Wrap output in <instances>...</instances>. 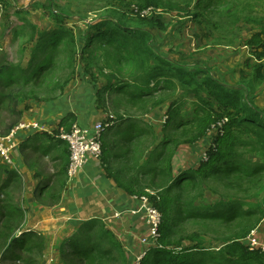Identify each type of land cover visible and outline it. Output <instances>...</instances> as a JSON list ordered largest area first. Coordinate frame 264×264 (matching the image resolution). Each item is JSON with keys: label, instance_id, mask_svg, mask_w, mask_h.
<instances>
[{"label": "trees", "instance_id": "1", "mask_svg": "<svg viewBox=\"0 0 264 264\" xmlns=\"http://www.w3.org/2000/svg\"><path fill=\"white\" fill-rule=\"evenodd\" d=\"M193 1L194 10L200 14H193L190 23L199 24H204L201 13L220 3V0ZM138 5L139 11L152 7L165 8L168 13L182 12L168 0H138ZM189 10L192 11V7ZM221 15L222 22L216 26L221 25L223 29L237 26L245 18H248L245 22L259 27L258 32L245 41L250 48V60L255 63L247 61L250 74H243L237 85L214 78L200 66L190 65L186 56L165 54L156 48L157 37L167 24V18L160 15L142 17L138 14L133 18L126 12L107 15L99 21L88 22L87 31L75 35V31L66 27L72 16L52 9L51 18L58 29L37 32L36 26H30L29 42L34 43V49L26 66L17 57L16 62L0 64V127L5 135L20 124L30 110V101H41L35 88L54 78V70L62 56L67 68L73 70V76L78 58L96 56L100 52L108 59L119 56L117 66L132 63L135 70L128 81L117 79L114 83L110 77L106 79L108 84L99 91L106 87L110 94L117 91L137 107L139 102L149 103L158 91H180L181 95L187 92L194 96L192 117H180V97L169 102L162 98L153 102L150 112L165 111L167 120L161 130L155 126L136 129L132 119L119 118L117 122L128 123L127 130L112 141L118 127L114 119L102 136L106 144L101 164L107 176L130 196H148L162 213L158 243L149 249L140 264H264V254L250 250L245 242L264 221V109L255 103L256 89L264 82V26L251 15L244 18L239 12ZM20 36H24L22 31L15 33L17 39ZM216 39L234 44L239 37L224 35ZM24 42L20 51L25 55ZM111 70L112 76L118 77L119 72ZM84 72L97 89L99 83L90 76L89 67L84 66ZM68 81L70 78L60 84L57 78L54 85L51 83L46 88L60 93ZM192 86L195 89H190ZM98 98L101 100V94ZM224 121L226 123L220 127ZM76 122L77 116L71 113L61 126L69 130ZM214 128L218 133L207 149L206 159L201 158L197 165L187 168L178 166L180 149L199 144ZM244 133L251 138L243 139ZM63 145L64 152H60L63 167L56 177L64 180L68 178L70 152L68 144L60 140V146ZM240 149L245 151L240 152ZM247 155H257L261 160L251 161ZM4 164L0 163V219L3 220L0 246L7 245L5 254L11 253L12 260L44 264L36 257H29L36 247L43 251L45 237L24 229L25 211L6 191L13 183L18 184L19 175L6 162ZM2 175L7 178L5 181ZM44 188L37 190L40 195ZM149 189L155 193L150 194ZM59 198L56 196L55 200ZM189 225L199 228L194 234H188ZM58 251L59 259L54 264H129L130 261L122 241L100 219L84 223L58 247Z\"/></svg>", "mask_w": 264, "mask_h": 264}, {"label": "rangeland", "instance_id": "2", "mask_svg": "<svg viewBox=\"0 0 264 264\" xmlns=\"http://www.w3.org/2000/svg\"><path fill=\"white\" fill-rule=\"evenodd\" d=\"M168 1L174 4L175 7L182 12L179 13L178 11H175L173 13H168L169 11L165 8L152 7L148 8L147 10L145 9L139 11L138 0H0V59H5L6 56L5 62H16L17 60L24 61V66H26L27 58L30 57L31 51L32 49H34V43L29 42L31 41V34H29L31 33L30 26H36L37 32L58 29V27L55 26V22L51 18L52 9L64 11L68 15L72 16L66 22V27L71 31H75V35L80 31L86 32V24L88 22L99 21L101 17L107 15L126 12L131 18L136 17L138 14H140L142 17H150L155 15L166 17V28L160 31L161 34L158 37L156 48H159V50L165 54L182 55L184 57L186 56L185 59L188 60L190 65L194 67L200 66L201 69L208 70V72H210V74H212L216 79H218V76L221 77V75L218 74V68L222 72V74H230V72L233 71L240 74V76L241 69H246L249 71L246 66L247 62L245 63V55L234 56V54H229L228 57H225V59L219 57L220 54L225 49H228V47L232 46V44L226 43L224 39L223 42H220L217 41L216 38H214L212 44L204 45L203 38L200 36H193L192 33L197 32L198 28L201 31L203 27L206 26L209 32H211V34L216 36L217 38H222L224 35H227V37L229 38L238 36L240 39L243 37V32L248 30H246V28L241 25V22L237 26L229 27V29H223L221 25L216 26V23L222 22L221 13L226 16L231 12H239L240 15H242V18L251 15L252 19H258L261 25L264 26V0H220L219 4H214L207 12L201 13L204 24L198 23L196 25L194 23L196 25V31L187 26V23L191 20V16H193V14H200V12H198L196 9L194 10V1ZM188 5H192V11L189 10V8L191 7L188 8ZM156 9L160 10L161 12L154 11ZM247 10H250V12L247 13ZM244 12L247 16L243 14ZM144 13H146L145 16H143ZM246 19L248 18H245V20L243 21H247ZM20 31L23 32L24 36H20L17 39L15 37V33ZM244 34L247 37L251 36V33L248 32H244ZM239 39L237 41H240ZM23 41H26L24 42V45L27 48V52L25 55L24 53H22V51H20V45ZM242 43H244V41ZM17 50H19V53H17ZM114 56L117 57V60H115V57L108 59V56H106L102 52H100L96 56H88L84 59L78 58L76 60V73L74 76L73 70H69L67 68V63L62 56L61 60L57 62V67L54 70V74L52 76L54 78H52L51 81L49 80L47 84L35 88V90L39 93L41 101H30V110L39 108L40 106L37 105H41L42 103H58L60 100L63 101L64 97L67 95H69V97L76 95L83 101H86L88 100L86 97L89 94V98L91 99L89 101L91 103L93 102L92 105L95 108V110L92 111V114H104V119H106L109 115H113L116 119V122L119 121V118L132 119L133 126L136 127V129H144L147 127L155 126L157 130H161L165 123V120H167L165 118V111L160 113H150L153 109V102L161 100L162 98H166L169 102L180 97V112L182 114L180 115V117L188 118L193 116L195 110V99L193 95H188L187 92L181 95L180 91H177L175 93L158 91L156 93V97L151 99L149 103L145 104L143 102H139L137 107L129 103V99L127 96H122L117 91H114L110 94V91L107 90V87L102 89V91H99V89L108 84L106 79L110 80L111 77L113 78L112 81L115 83L118 81L117 79H127L134 72L133 70H135L133 64L129 62L121 63L117 66L116 62H119L120 57L116 55ZM217 56L218 58H216ZM205 58L212 59V61L210 62ZM204 62H207V64L204 65ZM201 65L204 66L202 67ZM84 66L89 67L90 76H93L95 81L99 83L97 89L90 83L91 79L84 72ZM112 68L115 69V72H119L118 77L116 75L112 76ZM57 78L60 81V84H63L70 78V81H68L69 84L63 91H60V93L51 92L50 88H46L47 86H50L51 83L52 85H54ZM239 80L240 79H238V81ZM126 81H128V79ZM190 89H195V86H192ZM73 90H75V92H73ZM99 94H101V100H99L98 98ZM104 104L106 105L105 107L103 106ZM145 108H148V111H145ZM33 121L34 120H30L32 124H34ZM36 123L38 124V122ZM117 123V132L113 136L112 141L113 139L117 140L119 138V133L125 132L127 130L126 127L128 123ZM217 133V128H214L208 135V137L202 139L199 144L195 146H183L180 149L178 155L177 165L181 168H187L192 165H197V161L201 158L206 159L207 149L211 145L212 139ZM0 134L5 135L1 127ZM250 138L251 137L247 133L243 134V139L249 140ZM31 143L34 144L35 142L32 141ZM104 143L106 144V142H102V145H104ZM136 146L139 147V145ZM241 151L244 152L245 150L240 149V152ZM248 157L251 161L254 162L257 160H261L260 158H257L259 157L257 155ZM2 160L0 161V163L4 164V161ZM24 166H26V170H29L34 174H38L40 175V177L49 178L53 174L50 169L56 168L59 172L60 170H62L63 163L62 161L53 163L52 158H43V156L38 155V153L35 156L34 154L30 155V153H28ZM13 170L17 171L19 175V182L16 185H14L13 183L12 188L6 191L7 193H10L12 200H15L16 203L19 202L21 204L19 198H24L23 201L25 200V197H22L23 195L21 194V192H26V186H24L25 181L22 178L24 176V173L22 170ZM5 179H7L6 176L2 175V180L5 181ZM62 181L66 182L65 179L63 180V178L60 177H58L57 179H52V182L54 183L52 191H50L51 195L47 193L46 197L45 194L40 195L38 193L37 190L42 189L41 186H38L39 188L34 191L35 197L39 198L36 200L40 204H43V201L40 198H43L44 201H49L51 198H55L56 194L61 195L64 189H62L63 184L59 185V183H62ZM147 192L153 194L154 191L149 189ZM145 197L149 199L148 196ZM50 203L56 204V202L51 201ZM26 219L27 214L25 212V220L23 225L24 229L27 230L28 228L25 227V223L28 220ZM2 222L3 220L0 219V225L2 224ZM198 228V226L189 225L188 234H194V232L197 231ZM38 229L39 230L32 229V231H35L37 234L43 233L45 237V242L43 243L44 249L43 251H41V249H37L38 247L34 248L35 252L33 254L30 253L29 257H36L40 263L44 262V264H54L55 260H58L59 258L55 260L50 258H52L54 252L58 249V247H54L52 249L44 234L46 232L44 226H39ZM225 231L230 230L225 229ZM6 247L7 245H5L4 247L0 246V264H23V261L10 259L13 258V256L11 255V253L5 254V251L7 250ZM17 253L19 254L20 251H17ZM4 255L5 257L8 256L9 258H5ZM133 259L134 260L131 264H135V262L137 261L136 257L134 256ZM130 262L131 261H129V264Z\"/></svg>", "mask_w": 264, "mask_h": 264}, {"label": "crops", "instance_id": "3", "mask_svg": "<svg viewBox=\"0 0 264 264\" xmlns=\"http://www.w3.org/2000/svg\"><path fill=\"white\" fill-rule=\"evenodd\" d=\"M249 12L250 10L247 11V13ZM195 24L188 21L187 26L196 31ZM241 25L248 30L244 32L251 34L258 32V26L255 27L252 23L242 21ZM244 32L243 37L239 39L240 41H236L228 49H225L219 57L225 59L229 54H234V56L245 55V63L249 61L250 48L245 45V41L251 36L247 37ZM192 35L202 37L204 45L212 44L214 38H216L206 26L201 31L198 28L197 32L192 33ZM243 41L244 43H242ZM205 59L212 61V59ZM5 61L6 56L5 59H0V64L5 63ZM250 61L252 64L255 63L253 60ZM205 64L207 62H204ZM217 70L219 71L218 74L221 75V77L218 76V79L230 85H237L240 82L238 79H241L243 74H250V70L246 69H241V76L233 71H229L230 74H222L219 68ZM86 98L88 100L83 101L76 95L71 97L67 95L63 101L60 100L58 103L51 102L37 105L40 107L26 112L23 116L21 122L30 126L32 124L30 120H34L33 123L38 122L42 127L41 130L29 127L17 132L14 140L18 147L14 152L13 164L9 166L10 169L22 170L24 173L22 178L25 181L26 192H22V197H25V200L23 201L24 198H21L20 206L27 214L26 220L28 221L25 223V227L29 230H39V226H44L46 231L44 234L53 249L72 237L81 229L84 223L92 219H100L124 243L130 255L131 264L134 260L133 256L137 257L138 252L142 251L141 240L147 235L145 219L141 216V213L137 212L141 203L137 197L128 195L116 185L113 179L107 176L102 167L101 159L91 158L75 178H67L65 179L66 182H60L59 185L63 184L62 189L64 191L61 195H55L60 196L59 200L56 201L55 198H51L49 201H44L43 198H40L44 205L36 200L39 198L35 197L34 191L39 188L38 186L42 188L44 186L45 190L41 195L45 194L46 197L47 193H51L54 183L52 179H57V169L51 168L50 171L53 174L49 178H43L26 170V166H24L28 153L30 155L34 154V156L38 153L43 158H52L53 163L60 161L63 163L60 152H64V145L60 146L61 139L57 138V133L60 128L67 130L65 126L61 125L69 114H75L77 116L76 123L83 126L91 127L104 119V114H92V111L95 110L92 105L93 102L89 101L91 100L89 94ZM255 103L258 107L264 109V82L257 88ZM32 141L35 143L32 144ZM45 149L46 153H44ZM0 159L2 160L1 157ZM50 201L56 202V204H51ZM256 230L257 237L264 242V221ZM58 255L59 251L57 249L50 259L55 260Z\"/></svg>", "mask_w": 264, "mask_h": 264}, {"label": "built area", "instance_id": "4", "mask_svg": "<svg viewBox=\"0 0 264 264\" xmlns=\"http://www.w3.org/2000/svg\"><path fill=\"white\" fill-rule=\"evenodd\" d=\"M161 12L160 10H154ZM146 13L143 14L145 16ZM110 122H107L108 120ZM115 117L109 115L106 119L97 122L93 126H83L75 123L70 130L60 128L57 133V138L65 141L69 146L70 159L68 167V177L73 179L81 171V169L93 159H101L103 154L102 136L105 128L113 123ZM107 122V123H106ZM226 121L219 126L222 127ZM33 128L41 130L42 127L37 124L20 123L8 135L0 134V157L4 159L7 164H13L14 152L18 145L15 142V136L18 131L23 129ZM141 206L138 208V213L145 219L147 226V235L142 238V251L139 252L135 264H140L142 259L151 247H155L160 236L159 230L162 224V213L151 203L147 197L138 198ZM256 229L253 230L246 238V244L252 251H261L264 254V242H262L256 234Z\"/></svg>", "mask_w": 264, "mask_h": 264}, {"label": "bare ground", "instance_id": "5", "mask_svg": "<svg viewBox=\"0 0 264 264\" xmlns=\"http://www.w3.org/2000/svg\"><path fill=\"white\" fill-rule=\"evenodd\" d=\"M3 161H4V159H3ZM7 164V163H6ZM9 165V164H8ZM10 165H12V164H10ZM68 179H69V177H68Z\"/></svg>", "mask_w": 264, "mask_h": 264}]
</instances>
